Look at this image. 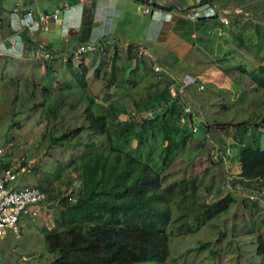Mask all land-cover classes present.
<instances>
[{"label":"rangeland","instance_id":"374dc122","mask_svg":"<svg viewBox=\"0 0 264 264\" xmlns=\"http://www.w3.org/2000/svg\"><path fill=\"white\" fill-rule=\"evenodd\" d=\"M250 1L254 4L251 5ZM131 2L136 5L133 14L131 9H128L126 17L124 18L125 13H122L118 22L120 11L117 8L113 14H108L103 23L99 22L98 29L103 30L102 35L104 34L101 38L106 45L105 52H100L97 40H90L96 47L95 50L79 61L73 59L75 66L82 61L88 65L87 85L90 92L100 102L107 101L106 98L109 97L121 99L128 104L126 107L132 110L133 115L138 114V111L133 110L136 109V103L141 105V109L160 115L161 104L154 109L138 101L150 99L154 106L157 99L154 98L153 103L152 97L157 92L168 89L172 97L180 93L186 110L189 109L200 116V122H196L199 129L191 133L190 139L196 140L200 135H205L207 125L209 130L197 148L189 146L190 143L186 146L188 141L182 147L180 144L177 148L173 145L174 152L166 169L161 167V144L155 146L146 139L144 144L136 145V137H131V145L122 144L117 139L114 140V145L149 163L163 178V187L182 177L196 176L200 187L198 197L202 201L216 200L230 192L235 198L226 211L213 217L200 229L188 234L169 236V255L164 264H264V253L259 252L260 237L264 238V184L247 187L238 183V189L237 185L233 186L231 182L232 178L236 179L233 175H237L239 169V148L247 146L264 149V89L256 87L248 74L261 63L264 65V0H238L244 7L240 14L234 11L236 1H228L223 11L216 8L218 2H211V5H214V14L223 16L229 23L224 24L218 19L219 28L223 33L218 35V30L213 29L211 20L207 25L211 24L208 30L210 33L213 29V34L206 35L205 29V34L198 35V39L192 40L189 36H186V39L191 49L194 46L207 55L200 56L195 67L204 68L208 79L211 80L217 79L218 76L212 73L213 70L221 71L220 78L225 79L226 76L227 84L202 80L189 85L183 77L177 79L178 74H173L168 67L169 59L162 55L166 48L170 57L176 59V43H168L172 29L170 19H165L166 26L169 27L161 30L160 43L163 46L151 39L140 46L132 41H139L137 35L147 38L150 29L147 21L153 7L151 4L154 2ZM139 5H143L147 11L140 12L137 7ZM190 12L192 10H188V13ZM189 19L191 20L190 17ZM119 24L124 28L115 33L113 28L120 29ZM189 28L190 26H187V30ZM23 41L25 46L36 44L29 38H23ZM4 43L7 44L5 41ZM4 43L2 45L6 46ZM37 46H40V50L52 51L39 43ZM127 46H131L132 50L138 49L134 52L138 59L126 55ZM140 49L144 53L140 54ZM69 51L70 49L54 51L48 59L4 55L5 53L0 56V149L4 150L0 159L8 164H16L22 158L33 160L30 167L24 162L21 163L16 180L8 185L10 188L45 183L46 177H53L54 165L58 161L66 165L79 148L76 145L49 147L50 133L58 135L66 126L73 128L85 125V102L80 97L82 90L65 64ZM113 53L114 60L111 58ZM165 53L164 56L169 57L167 51ZM98 66L100 71L96 77L94 70ZM112 66L115 68L116 82L111 87H105ZM240 67L248 72H242ZM231 79L235 81L236 88L230 87ZM198 85L202 88L198 89ZM45 88L49 89L46 93ZM148 94L151 95L149 98ZM50 108H55V118L46 114ZM128 118L130 120L126 113L118 114V121H126ZM180 121L184 122L186 119L181 120L180 117ZM215 124L222 126L216 127ZM139 130L140 127L136 123L131 131L134 134ZM87 138L85 135L84 139ZM226 149L231 150L226 162L213 157L217 150L224 154ZM67 170L63 179L50 185L52 190L48 192L46 203L40 207L38 217L34 221L25 216L21 217L20 237H16L9 229L6 230V234L0 239L3 263L49 264L53 259L54 255L48 249L46 236L57 225L54 218L58 213L59 199L70 192L66 182L71 181L73 176L67 173Z\"/></svg>","mask_w":264,"mask_h":264},{"label":"trees","instance_id":"16d2710c","mask_svg":"<svg viewBox=\"0 0 264 264\" xmlns=\"http://www.w3.org/2000/svg\"><path fill=\"white\" fill-rule=\"evenodd\" d=\"M212 1L203 0L208 3ZM22 36L28 38L27 34ZM98 47L101 53L106 51L104 41L98 43ZM73 49L67 52L65 64L82 90L80 97L85 102V125L66 126L58 135L50 133L49 147L76 145L79 148L66 165L58 161L54 165L53 177H46L45 183L38 185L48 193L52 190L50 185L63 179L67 169V173L73 176L71 181L66 182L70 192L58 201L59 209L54 218L57 225L46 236L48 249L54 255L49 264H164L169 255V236L200 229L213 217L226 211L235 198L230 192L216 200L202 201L198 197L200 187L196 176L182 177L163 187V178L149 163L116 147L115 139L131 145V137H136V145L144 144L146 139L155 146L161 144V167L166 169L174 148L179 144L180 147L185 145L191 133L195 132L191 124L192 112L186 114L185 122H181L186 104L180 93L172 97L168 89L152 97L153 103L154 98L157 99L154 106L150 99L138 101L151 108L161 104L160 115L149 110L152 115L148 116V110L141 109L137 103L133 110L138 114L133 115L132 110L126 107L128 104L117 98L98 101L87 85L89 67L84 61L74 65ZM131 52L132 47L127 46L126 55L139 58ZM50 54H54V51ZM114 54L111 55L112 60ZM240 69L248 72L243 67ZM99 71L100 66L94 70L96 77ZM248 74L256 87L264 89L262 63ZM115 80V68L112 66L105 87L114 85ZM48 91L44 89V93ZM119 113H126L130 120L118 121ZM46 114L55 118V108L48 109ZM136 123L140 130L133 134L131 130ZM185 123L191 124V128ZM85 135L87 139H84ZM158 140L160 143H157ZM238 162L236 179L232 178L231 181L233 186L238 183L247 187L264 184V149L242 146L239 148ZM176 223L179 224L175 226ZM259 252L264 253L262 237Z\"/></svg>","mask_w":264,"mask_h":264},{"label":"crops","instance_id":"0c3cea01","mask_svg":"<svg viewBox=\"0 0 264 264\" xmlns=\"http://www.w3.org/2000/svg\"><path fill=\"white\" fill-rule=\"evenodd\" d=\"M134 1L138 2L139 0ZM159 1L160 2L152 0V2L154 3L151 4V6L153 7L151 10V15H149L150 18L147 21L148 26L150 28L147 33V38L146 36H142L140 38L141 35H137L136 38L139 41L132 42H137L139 43L138 45L142 46L143 43H146L145 41H150L149 39H151L154 40L156 44L161 45V30L162 28L169 27V25L166 26L165 19H170L169 22L171 23L172 29L170 31L168 43L175 41L176 45L174 46V49L176 50V55L174 57L176 59L174 60L170 57V52L166 48L164 49V53L162 52L163 57L169 59L167 64L170 71L172 70L173 74H178L177 79H181L183 77L185 80H188L191 77H194L197 81L200 82L202 80L208 82L220 81L225 84V79L227 78L226 76L225 79L220 78V75H222L221 71L213 70L212 73L218 76L216 77L217 79L211 80V78L208 79L209 76L206 74L204 68L198 69L197 67H195L197 59L200 58V56L207 57V55L205 53L203 54L201 50H198L194 46L191 49L190 44L186 39V36H189V38L192 40L198 39V35L205 34V29L207 30L206 35L213 34V29L218 30V35L222 34L223 31L219 28V22H221L220 19L223 18V16H217V14L209 13V11L214 12V5L212 6L210 2L207 3V5L205 3L204 6L203 4L199 5L197 3V0ZM214 1L218 2L216 8L221 11H223L222 9L225 7V4L228 1H236L237 4L234 5V11L236 13L240 14V11L242 12V9L244 8L242 7V4L238 2V0H213L212 3H216ZM14 2L15 0H0V51H3V53H5L4 55L13 54L16 56H22L20 55L22 49L23 52H25L26 50L28 52L32 48H38L39 46L36 47L37 43H41V46L51 48L53 51H66V49H71V47L74 46L76 43L89 42L90 40H97L100 43L102 42V36L104 34L102 35L103 30L101 31L98 29L99 22L103 23L105 18H107L108 14H113V11H115L117 8H119L120 11V16L118 18L119 22L122 13H125L123 16L125 18L127 12L129 11L128 9H131V12L133 14L136 7V5L131 2V0H35L33 2L29 1L28 4L23 5L21 11L19 12L20 16H23L26 13V10L29 8H32L35 11H38L39 13H52L53 11L59 9L60 13L58 18L51 24L49 34H45L43 32L27 34L29 40H34L36 44L31 43L29 46H25L23 36H21V42H19V40H17V35L13 30V27L11 26L12 17L14 16L12 15V5ZM250 3L251 5L254 4L252 1H250ZM65 5L67 6V8H65ZM192 9L198 12H202V14L198 16V18L195 20H190L186 17V12ZM214 15H216V17H213ZM211 20L213 23V29L209 33L208 28L211 26V24L207 25V23ZM187 26H190L189 30H187ZM10 27H12V29ZM119 27L120 29L113 28V31L117 33L124 28L122 24H119ZM179 28L181 30H179ZM13 40L15 43H12ZM4 41L7 44H5ZM162 42L163 44H165L163 39ZM2 43H4L6 46L2 45ZM136 51H138L137 48H135V50H132L131 53L135 54ZM165 51H167L169 57L164 56L166 54ZM233 79H231L230 87L236 88V83ZM199 117L200 116H197V113L192 112L193 123L200 122ZM187 127L191 128V124ZM207 135L208 132H206L205 135H200L196 138V140H188L186 146H188V144L190 143L189 146H192L194 148L199 147L201 141L204 140ZM230 163L228 164L230 165ZM7 165V161H1L0 169L6 167ZM225 171L227 172L228 170L225 169Z\"/></svg>","mask_w":264,"mask_h":264},{"label":"built area","instance_id":"2783aa9c","mask_svg":"<svg viewBox=\"0 0 264 264\" xmlns=\"http://www.w3.org/2000/svg\"><path fill=\"white\" fill-rule=\"evenodd\" d=\"M35 0H15L12 5V21L11 26L17 35V40L21 42V36L23 34H34L37 32L48 33L50 32L51 24L58 18L60 10L57 9L52 13H39L32 8L26 10V13L23 16L19 15L24 4H28V2ZM203 0H197V3L207 5L208 2H203ZM65 8L67 6L65 5ZM138 9L140 12H146L147 8H144L143 5H139ZM191 11V10H189ZM214 14V12H212ZM192 14V15H191ZM202 12L195 11L192 9V12L186 13V17L191 20H195L200 16ZM211 17V16H210ZM221 22L227 23V19L221 18ZM14 40L12 41V43ZM15 43V42H14ZM95 46L91 42H80L76 44L71 55L73 59L80 60L87 53L93 51ZM139 53H144L142 49L139 50ZM3 54V51H0V55ZM22 56L33 57L36 59L45 58L48 59L51 57L50 52L48 50H40L39 48H32L28 52H20ZM158 70V68H155ZM186 84L196 83L197 80L194 77H191L188 80H185ZM202 88L201 85H198V89ZM172 95H174L172 93ZM186 107L184 109V115L181 117V120L186 119V114L191 112L189 109L186 111ZM189 110V111H188ZM148 116H151L152 113L148 111L146 113ZM185 122V121H184ZM198 129L197 125L193 126V131ZM216 149V146H215ZM4 150L0 149V154L3 153ZM231 153V150L226 149L225 153L222 154L221 151L217 150V152L213 155L216 160L223 159L226 162L228 154ZM25 163L28 167L31 166L33 160H26L25 158L19 159L16 164H8L6 167L0 169V239L3 235L6 234V230L9 229L13 232L16 237H20V228L19 221L21 217L25 216L30 221H34L38 215L40 214V207L46 203L48 199V193L45 192L38 186H25L23 188H10L8 185L16 180L18 176L19 166L21 163ZM1 164V159H0ZM237 185V184H236ZM237 188H240L237 185ZM0 264H5L2 262V257L0 255Z\"/></svg>","mask_w":264,"mask_h":264}]
</instances>
